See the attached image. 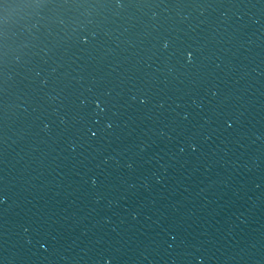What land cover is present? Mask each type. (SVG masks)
Here are the masks:
<instances>
[{
    "label": "water",
    "instance_id": "1",
    "mask_svg": "<svg viewBox=\"0 0 264 264\" xmlns=\"http://www.w3.org/2000/svg\"><path fill=\"white\" fill-rule=\"evenodd\" d=\"M0 264H264V0H0Z\"/></svg>",
    "mask_w": 264,
    "mask_h": 264
}]
</instances>
